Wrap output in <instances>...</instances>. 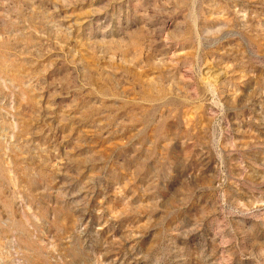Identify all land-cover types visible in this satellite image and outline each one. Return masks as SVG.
<instances>
[{
	"label": "rangeland",
	"instance_id": "374dc122",
	"mask_svg": "<svg viewBox=\"0 0 264 264\" xmlns=\"http://www.w3.org/2000/svg\"><path fill=\"white\" fill-rule=\"evenodd\" d=\"M0 264H264V0H0Z\"/></svg>",
	"mask_w": 264,
	"mask_h": 264
}]
</instances>
